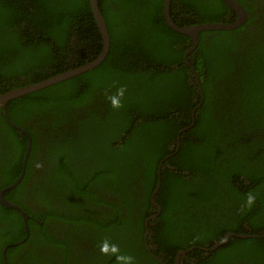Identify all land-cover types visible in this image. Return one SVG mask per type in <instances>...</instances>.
Wrapping results in <instances>:
<instances>
[{
	"label": "trees",
	"instance_id": "trees-1",
	"mask_svg": "<svg viewBox=\"0 0 264 264\" xmlns=\"http://www.w3.org/2000/svg\"><path fill=\"white\" fill-rule=\"evenodd\" d=\"M238 1L247 20L202 32L194 70L193 41L166 23L164 0H99L106 58L8 103L32 138L24 178L5 193L30 216L8 264H163L145 243L161 162L162 210L149 223L160 259L195 247L181 264H264V237L252 236L264 233V0ZM171 17L187 26L237 14L223 0H172ZM102 50L90 0H0V94ZM28 139L0 106V190L21 175ZM229 232L248 236L199 248ZM26 235L21 212L0 203V264Z\"/></svg>",
	"mask_w": 264,
	"mask_h": 264
},
{
	"label": "water",
	"instance_id": "water-1",
	"mask_svg": "<svg viewBox=\"0 0 264 264\" xmlns=\"http://www.w3.org/2000/svg\"><path fill=\"white\" fill-rule=\"evenodd\" d=\"M233 11L236 12L237 14V19L234 21V22H210V23H201V24H193V25H187V26H180V25H177L174 20L172 19L171 17V4H172V0H164V17H165V21L166 23L169 25V27H171L173 30L181 33V34H184V35H187L191 38V40L193 41V44L191 45V47L186 51V54H185V57H186V60L187 62L192 66L191 62L188 60V56L190 53H192L193 51L196 50L198 44H199V38H200V34L204 31H213V30H234V29H237L238 27H240L246 20H247V11L245 9V7L238 1V0H223ZM90 4H91V8H92V12H93V15H94V18L97 22V25L100 29V32L102 34V38H103V50L102 52L100 53V55L94 59L93 61L91 62H88L84 65H81V66H78L76 68H73V69H70V70H67V71H64V72H61L59 74H56V75H53L49 78H46L44 80H41L39 82H35V83H31V84H28V85H25V86H21V87H17V88H14L10 91H7L5 93H1L0 94V106L3 110V114L6 118V120L12 124L14 127L22 130V132H25L27 135H28V146H27V150H26V154H25V158H24V162H23V168H22V172H21V175L19 176V178L11 185L7 186V187H4L0 190V203L3 204L4 206L6 207H10V208H14L16 210H18L19 212H21V214L23 215L24 217V220H25V224H26V231H27V235L24 239H22L21 241H18V242H15V243H11L9 245H7L4 249H3V257H4V261H5V264H8V260H7V249L9 247H13V246H16V245H19L20 243L26 241L29 237V234H30V229H29V225H28V219L30 218V216L28 215V213L18 204L8 200L6 197H5V193L6 191L14 188L15 186H17L21 181L22 179L24 178V175H25V172H26V167H27V163H28V160H29V156H30V153H31V149H32V138L30 136V134H28L26 132V130L19 126L18 124H16L10 117L9 113H8V110H7V106H8V103L15 99V98H18V97H21V96H24V95H27V94H30V93H33V92H36L38 90H41L43 88H46L48 86H51L53 84H56V83H59L61 81H64V80H67L69 78H72L76 75H79L83 72H86L94 67H96L97 65H99L105 58L106 56L108 55V52L110 50V33H109V30H108V27H107V23L105 21V17L102 13V10L100 8V3H99V0H90ZM192 68L195 70L194 66H192ZM195 77L197 78V82L198 84L201 86V83H200V80H199V77H198V74L197 72L195 71ZM195 114H196V109L193 110V123L187 127H184L180 132H179V136H178V144H177V151L180 149V146H181V135L184 131H187L188 129H190L194 123H195V120H196V117H195ZM173 155V154H172ZM172 155H169L167 156L170 157ZM166 158V159H167ZM163 162H161V165H162ZM161 165L159 167V170H158V173H159V183H158V186L152 196V203L154 204L155 207H157L158 209V212L149 217L147 222H146V245L148 246V238H149V235H150V227H149V223L150 221L152 220H155L162 208L161 206L156 202L155 200V196L156 194L158 193V191L160 190L161 188ZM232 236H237V237H247L248 235L246 234H236V233H232V232H229L225 235V237L220 240L219 242L215 243L213 246L211 247H207V246H204V247H200L202 250L206 251V252H212V251H215L217 250L219 247H221L222 245L226 244V242L232 237ZM252 236H255V237H264V233L261 234V235H252ZM195 247H192L190 248L189 250L185 251V250H180L179 251V254L178 256L180 255H183V254H186L188 253L189 251H191L192 249H194ZM179 261V260H178ZM177 261V263H179Z\"/></svg>",
	"mask_w": 264,
	"mask_h": 264
},
{
	"label": "flooded vegetation",
	"instance_id": "flooded-vegetation-1",
	"mask_svg": "<svg viewBox=\"0 0 264 264\" xmlns=\"http://www.w3.org/2000/svg\"><path fill=\"white\" fill-rule=\"evenodd\" d=\"M148 220V219H147ZM147 222V221H146ZM151 238V234L149 235V238H148V246L146 245V247H147V249H148V251H149V253H150V255L155 259V260H157V261H159V262H161V263H163V264H166V262H164L162 259H160L157 255H156V252L153 250V248H152V246H151V244H150V242H149V239ZM70 241V249H71V251L72 252H76L78 249H79V241H75V240H69ZM145 243H146V241H145ZM178 254H179V252H178ZM178 254H177V256H176V260H175V263L174 264H181V256L182 255H180V256H178ZM179 260V261H178ZM177 261L179 262V263H177Z\"/></svg>",
	"mask_w": 264,
	"mask_h": 264
},
{
	"label": "clouds",
	"instance_id": "clouds-1",
	"mask_svg": "<svg viewBox=\"0 0 264 264\" xmlns=\"http://www.w3.org/2000/svg\"><path fill=\"white\" fill-rule=\"evenodd\" d=\"M155 215V214H154ZM153 216V215H152ZM151 217V216H150Z\"/></svg>",
	"mask_w": 264,
	"mask_h": 264
}]
</instances>
